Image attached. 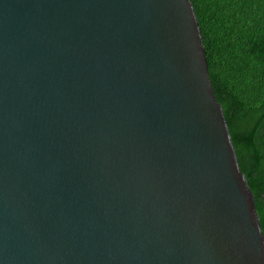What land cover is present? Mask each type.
Returning a JSON list of instances; mask_svg holds the SVG:
<instances>
[{
  "label": "water",
  "instance_id": "95a60500",
  "mask_svg": "<svg viewBox=\"0 0 264 264\" xmlns=\"http://www.w3.org/2000/svg\"><path fill=\"white\" fill-rule=\"evenodd\" d=\"M0 264H264L191 0H0Z\"/></svg>",
  "mask_w": 264,
  "mask_h": 264
},
{
  "label": "trees",
  "instance_id": "16d2710c",
  "mask_svg": "<svg viewBox=\"0 0 264 264\" xmlns=\"http://www.w3.org/2000/svg\"><path fill=\"white\" fill-rule=\"evenodd\" d=\"M264 235V0H191Z\"/></svg>",
  "mask_w": 264,
  "mask_h": 264
}]
</instances>
